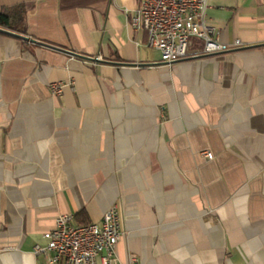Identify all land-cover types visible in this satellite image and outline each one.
Returning a JSON list of instances; mask_svg holds the SVG:
<instances>
[{"label": "crops", "instance_id": "obj_1", "mask_svg": "<svg viewBox=\"0 0 264 264\" xmlns=\"http://www.w3.org/2000/svg\"><path fill=\"white\" fill-rule=\"evenodd\" d=\"M138 1L0 0L19 33L107 61L0 32V264H47L58 215L112 205L110 264H264V44L162 62ZM205 19L264 43V0H207Z\"/></svg>", "mask_w": 264, "mask_h": 264}, {"label": "built area", "instance_id": "obj_2", "mask_svg": "<svg viewBox=\"0 0 264 264\" xmlns=\"http://www.w3.org/2000/svg\"><path fill=\"white\" fill-rule=\"evenodd\" d=\"M207 0H139L129 23L147 33V43L165 63L208 53H218L242 46L239 39L226 44L217 27L205 19ZM202 47L189 51L192 39ZM100 58V57H97ZM65 82L49 83L51 92L59 95ZM204 156L212 158L210 151ZM120 214L110 206L99 221L75 223L72 215L60 214L53 227L42 233L44 244H36L34 252L42 254L47 264H110L116 259V243L120 236Z\"/></svg>", "mask_w": 264, "mask_h": 264}, {"label": "water", "instance_id": "obj_3", "mask_svg": "<svg viewBox=\"0 0 264 264\" xmlns=\"http://www.w3.org/2000/svg\"><path fill=\"white\" fill-rule=\"evenodd\" d=\"M0 32L8 34V35H11V36H14V37H17V38L22 39L24 41L32 42V43L37 44V45H41V46L49 47V48H52V49H56V50H59L61 52H64V53L72 55V56L81 57V58L92 60V61H96V62H107L104 59H99L97 57L86 56V55H83L81 53H77V52H75L73 50L66 49V48H63V47H59V46L47 43L45 41L30 37V36H28L26 34L15 32V31H12L10 29H7V28L1 27V26H0ZM263 44L264 43H262V44H253V45H245V46H241L239 48L258 47V46H261ZM225 51H227V50H225ZM225 51H221V52H225ZM212 54H215V53H208V54H201V55H197V56H190V57L182 58V59H179V60L190 59V58L201 57V56L212 55ZM179 60H176V61H179Z\"/></svg>", "mask_w": 264, "mask_h": 264}, {"label": "trees", "instance_id": "obj_4", "mask_svg": "<svg viewBox=\"0 0 264 264\" xmlns=\"http://www.w3.org/2000/svg\"><path fill=\"white\" fill-rule=\"evenodd\" d=\"M21 23H22V17L20 15L18 17H14L6 10L0 12L1 26L23 33L24 29L21 27ZM82 223H89V222L86 221Z\"/></svg>", "mask_w": 264, "mask_h": 264}]
</instances>
